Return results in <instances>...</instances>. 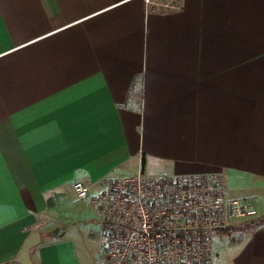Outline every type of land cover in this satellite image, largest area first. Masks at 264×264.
Segmentation results:
<instances>
[{
    "label": "crops",
    "instance_id": "obj_1",
    "mask_svg": "<svg viewBox=\"0 0 264 264\" xmlns=\"http://www.w3.org/2000/svg\"><path fill=\"white\" fill-rule=\"evenodd\" d=\"M139 173L264 212V0H0V264L34 234L30 264H102L72 185ZM231 228L209 264H264V222Z\"/></svg>",
    "mask_w": 264,
    "mask_h": 264
},
{
    "label": "built area",
    "instance_id": "obj_2",
    "mask_svg": "<svg viewBox=\"0 0 264 264\" xmlns=\"http://www.w3.org/2000/svg\"><path fill=\"white\" fill-rule=\"evenodd\" d=\"M101 183L93 195L80 181L72 190L102 212V264H209L214 236L257 214L244 199H228L212 174L139 173Z\"/></svg>",
    "mask_w": 264,
    "mask_h": 264
},
{
    "label": "trees",
    "instance_id": "obj_3",
    "mask_svg": "<svg viewBox=\"0 0 264 264\" xmlns=\"http://www.w3.org/2000/svg\"><path fill=\"white\" fill-rule=\"evenodd\" d=\"M141 100H142V77L135 76L131 83L130 90L128 92V97L126 100V107L129 110L140 112L141 110ZM256 224H254L255 226ZM233 228H225L224 230L219 231L220 234H227L231 232Z\"/></svg>",
    "mask_w": 264,
    "mask_h": 264
},
{
    "label": "rangeland",
    "instance_id": "obj_4",
    "mask_svg": "<svg viewBox=\"0 0 264 264\" xmlns=\"http://www.w3.org/2000/svg\"><path fill=\"white\" fill-rule=\"evenodd\" d=\"M81 202V201H80ZM252 202V201H251ZM73 205V204H71ZM254 206V204H253ZM259 207V206H258ZM71 208V207H70ZM255 210L257 211V214L254 217H243V218H238L233 224H231V226L234 228H242L244 231L245 230H249L251 227L254 226V224H258L259 222H264V212H259L258 209L256 208V206H254ZM245 227V228H243ZM217 237V235L214 236V240ZM220 241V240H219ZM218 241V242H219ZM217 242V243H218Z\"/></svg>",
    "mask_w": 264,
    "mask_h": 264
},
{
    "label": "water",
    "instance_id": "obj_5",
    "mask_svg": "<svg viewBox=\"0 0 264 264\" xmlns=\"http://www.w3.org/2000/svg\"><path fill=\"white\" fill-rule=\"evenodd\" d=\"M38 239H39L38 235L34 234L25 242L18 258V261L21 264H30V260H29L30 249L32 248V246H34L37 243Z\"/></svg>",
    "mask_w": 264,
    "mask_h": 264
}]
</instances>
